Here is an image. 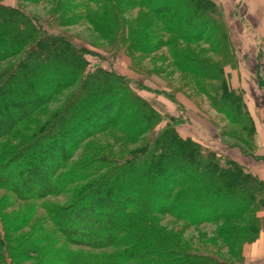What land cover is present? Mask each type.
I'll return each mask as SVG.
<instances>
[{
  "label": "rangeland",
  "instance_id": "rangeland-1",
  "mask_svg": "<svg viewBox=\"0 0 264 264\" xmlns=\"http://www.w3.org/2000/svg\"><path fill=\"white\" fill-rule=\"evenodd\" d=\"M142 1L149 5H139L138 0H0V5L17 9L35 19L37 26L46 34L70 43L85 62L86 71L102 69L110 75L108 80L111 83L116 81V77L124 80L116 84L117 87L121 85L123 90L116 97L117 105L106 109L109 114L106 122L105 119L102 123L99 121L80 145H68L71 154L56 172V176L67 175V186L52 180L51 192L39 196L33 193L34 189L31 190L28 183H23L21 190L18 182L13 180L15 191L33 194L29 198H20L0 183V264L3 260L8 264H108L115 251L132 246L133 243L129 242L127 245L94 249L71 244L70 241L82 236L74 229L79 231L81 228L79 224L72 226L66 214L72 203L89 190L91 182L105 176L109 163L135 160L142 148L148 153L150 148L146 146H151L152 137L164 130L173 137L176 134L183 142L197 143L205 153H216L224 161L236 162L253 173L249 166L257 157L252 155L247 143L251 137L248 115L244 108L239 107L240 117L237 116L232 97L226 99L223 92L228 93L229 89L240 106L243 91L231 89L227 80L229 72L238 69L239 62H248L245 65L249 69L256 67L252 77L256 85L252 86V90L259 95L254 98L255 102L264 104V79L259 77V83L256 81L259 79V62H262L261 75L264 76V36L257 29L259 20L264 24V1L213 0L221 10L222 19L215 17V23L202 33L191 30L192 33L187 34L184 40L178 37L181 29H177V34L173 31L170 25L172 19L169 20L168 16L157 18L150 6L152 1ZM187 16L178 28L186 25ZM199 35L202 37L199 38ZM68 58L65 55L45 63L39 70V77L44 78L46 73L51 72L52 64L61 66ZM32 59L33 56H30L29 60ZM18 60L19 56L0 61V79ZM67 72V69L63 70L62 76ZM99 81L94 84L102 91L104 79ZM78 85L79 81H75L53 96L44 98L41 106L32 111L26 120L1 133V176L4 175L2 170L12 161L17 158L20 162L33 152L29 148L35 144L33 141L38 129L48 130L51 126L48 123L60 114L63 120L70 118L66 108L72 104L71 96L78 91ZM248 89L250 92V87ZM109 90H106L107 94ZM102 93L105 95L104 91ZM79 94L77 107L95 97L86 92ZM220 95L222 99H219ZM145 113L147 123L143 121ZM59 127L56 125V128ZM172 136L163 140L165 153L173 160H176L173 155L183 160L186 157L184 151L190 144L179 148ZM42 142L41 145H44ZM34 158L33 155V167L36 166ZM86 166L90 168L87 171H101L96 174L91 172L88 176L83 171L79 172V168ZM103 167L106 169L102 170ZM130 171L135 175V168ZM148 177L139 190L141 198L150 204L146 191L158 183L153 175ZM184 178L181 175L180 179ZM109 181L112 183L113 180ZM133 188L127 187L125 181L118 187L113 186L110 189L111 200L123 205L121 196ZM37 191L43 193L41 189ZM179 191L181 188L176 189L173 195ZM194 196L195 189L190 192L189 199ZM262 196L264 199V192ZM114 206L109 214L117 212ZM161 206L151 218L154 237L161 234L165 239L209 253L227 264H248L244 247L251 240L245 237V227L251 217L258 222L253 239L264 231V210L258 206L248 207L236 220L199 225H189L175 215L161 211ZM102 209L97 213H105ZM100 219L98 223L102 224L103 218ZM105 221H112L110 215ZM219 231H224L222 236Z\"/></svg>",
  "mask_w": 264,
  "mask_h": 264
},
{
  "label": "trees",
  "instance_id": "trees-1",
  "mask_svg": "<svg viewBox=\"0 0 264 264\" xmlns=\"http://www.w3.org/2000/svg\"><path fill=\"white\" fill-rule=\"evenodd\" d=\"M148 1H152L150 6L157 18L163 19L168 16L169 20L174 21L170 25L176 34L177 29H181L178 37L183 40L187 38V34L192 33L191 30L201 31V33L206 31L215 23V17L222 19L221 10L217 8L213 0H181V3L180 0ZM156 1L160 3L157 4ZM138 4L149 5L142 0H138ZM186 7L187 9L184 10ZM185 16H187L186 25L178 28L183 19L185 20ZM201 35L199 38L202 37ZM65 55L69 56L68 59L63 60L65 64L61 66L52 64L51 72L46 73L44 78L39 77V70L45 63L54 62ZM18 56L19 60L0 79V110L2 108L0 136L1 133L10 131L26 120L47 97L53 96L75 81H79L80 84L78 91L71 96L72 104L66 108L70 118L63 120L60 114L48 123L51 125L48 130L38 129L35 134L36 139L33 141L35 144L29 148L33 152L29 156L26 155L20 162L16 158L10 164L11 166L8 165L2 170L4 175L0 174V183L2 182L1 185L6 190L15 193L20 198H29L33 194L15 191L13 180L18 182L21 190L22 184L28 183L31 190L34 189L33 193L36 192L35 194L39 196L51 192L49 189L55 181H60L63 187L67 186V175L57 174L56 176V172L63 167L71 154L68 145L72 144L71 147L80 145L99 121L102 123L105 119L106 122L109 117L106 109L108 107L113 109L117 105L115 104L116 97L117 95L119 97L123 90L120 88L121 85L117 87L116 84L124 80L116 77V81L113 80L111 83L108 80L110 75L102 69L86 71L85 62H82L78 51L70 43L57 36L46 34L37 26L35 19L29 18L23 12L0 5V61ZM30 56H33L31 61ZM66 69L67 74L62 76L63 70ZM103 79L102 91L105 95L94 84L95 81ZM256 81L259 83L260 79ZM113 84L115 89L112 88ZM56 85L57 89L54 90ZM109 88L107 94L106 90ZM227 90L228 93L222 90L223 94L228 100L232 97L234 108H237V116L240 117L238 110L239 107L244 108L243 99L239 106L236 97L231 95L232 92H229V89ZM83 92L95 97L82 103L83 106L77 107L79 93ZM220 98L222 99V95L219 96ZM241 114L243 115L242 111ZM248 119L251 137L247 143L249 142L250 146L253 127L249 117ZM143 121L144 123L149 122L146 113ZM56 125L60 127L56 128ZM168 136L172 135L166 130L153 136L150 141L151 146H146L150 148L147 150L148 153H145L142 148L139 152L140 156H135V160L109 163L110 168L105 176L91 182L89 190L72 203L66 217L72 226L80 225L81 230L74 229V232L82 236L70 241L71 244L99 249L116 244L133 243L132 246L122 251L121 249L115 251L111 260L108 259V264H227L209 253L195 251L186 244L165 239L161 234H156L154 237L151 231V218L157 214L156 209L162 204L161 211L175 215L189 225L236 220L244 214L248 207L258 206L264 210L262 196L264 182L240 164L228 159L224 161L222 156L213 152L205 153L197 143L183 142L176 134L172 137L176 139L179 148H186L189 144L190 147L187 150L183 149V151L186 150L184 151L187 157L184 158L185 160H178L179 156L175 155L173 156L176 160H173L166 155V148L163 144V140ZM43 139H46L43 141L45 144L41 145ZM33 155L35 156L33 162L37 167L31 165ZM133 168L137 176L130 171ZM89 169L87 166L82 167L79 168V172L83 171L82 173H87L88 176L101 171V169L94 172L93 170L87 171ZM104 169L106 168L103 167L102 170ZM149 174L153 175L158 183L146 191L149 194L147 197L150 204L141 198L139 190L148 181ZM181 175L185 176L183 180L180 179ZM111 179L112 183L109 181ZM124 181L127 187L133 186L134 188L131 192L127 190L124 192L121 196L123 205H120L117 204V200H111L110 189L113 186L118 187ZM35 184L37 186L33 188ZM179 188L181 191L173 195V192ZM35 189H41L43 193ZM194 189L196 196L189 199V194ZM112 203L117 212L109 214L108 212L113 211ZM99 209L105 213L98 214ZM107 215H110L112 220L108 223L105 221ZM100 218H103L102 224L98 223V220L101 221ZM253 219L251 217L245 227V237L251 240L247 244L254 242L257 238L253 239L256 236L258 222ZM223 233L224 231H219V235ZM2 248L4 249L3 246ZM2 264L8 263L3 260Z\"/></svg>",
  "mask_w": 264,
  "mask_h": 264
},
{
  "label": "crops",
  "instance_id": "crops-1",
  "mask_svg": "<svg viewBox=\"0 0 264 264\" xmlns=\"http://www.w3.org/2000/svg\"><path fill=\"white\" fill-rule=\"evenodd\" d=\"M261 23L263 22L259 20L257 29L260 34L264 36V24L262 25ZM247 63L248 62H239L238 69L229 72L227 81L231 89L243 91L244 108L253 127V137L251 139L250 148L253 152L252 155L257 157L256 161H253V164L249 167L258 179L264 182V104L258 105V103L255 102L254 98H256V95H259L255 90H252V86L256 85L252 79V77L254 78L253 75L256 73V67L253 66L252 69H249L245 65ZM259 63L260 67H258L259 71H257V76L258 78L262 77L264 79V76L261 75L263 72V69H261L262 62ZM249 87L251 89L250 92L248 91ZM262 95L264 96V94ZM244 255L248 258V264H264V231L258 235L254 242L245 245Z\"/></svg>",
  "mask_w": 264,
  "mask_h": 264
}]
</instances>
